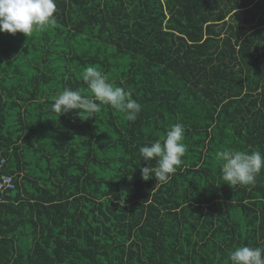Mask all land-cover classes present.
<instances>
[{
  "label": "trees",
  "instance_id": "1",
  "mask_svg": "<svg viewBox=\"0 0 264 264\" xmlns=\"http://www.w3.org/2000/svg\"><path fill=\"white\" fill-rule=\"evenodd\" d=\"M55 3L54 26L0 32V264H229L264 247V169L231 187L214 161L264 153V0ZM89 66L142 105L135 121L51 111L66 88L90 95ZM178 122L182 165L142 179L139 148Z\"/></svg>",
  "mask_w": 264,
  "mask_h": 264
},
{
  "label": "clouds",
  "instance_id": "2",
  "mask_svg": "<svg viewBox=\"0 0 264 264\" xmlns=\"http://www.w3.org/2000/svg\"><path fill=\"white\" fill-rule=\"evenodd\" d=\"M55 0H0V32L15 35L22 33L27 38L34 32L55 25ZM90 95L78 90L64 89L52 103L51 111L60 117L71 110H77L81 116L86 112L87 118L103 105L125 114L128 121H135L142 105L132 98L129 91L109 82L106 75L97 66H89L82 73ZM86 118V119H87ZM184 126L175 123L166 132L163 140L145 144L139 148L140 160L148 161L141 168L142 179L155 177L156 183H167L182 165L186 152L184 143ZM153 161L155 167H153ZM214 161L219 167L222 180L229 186H248L264 169V153L223 149L215 154ZM130 178V177H129ZM229 264H264V247L238 246L228 254Z\"/></svg>",
  "mask_w": 264,
  "mask_h": 264
},
{
  "label": "built area",
  "instance_id": "3",
  "mask_svg": "<svg viewBox=\"0 0 264 264\" xmlns=\"http://www.w3.org/2000/svg\"><path fill=\"white\" fill-rule=\"evenodd\" d=\"M3 164V159H0V169ZM14 187L12 175L2 173L0 171V201H4L3 195L7 189H12Z\"/></svg>",
  "mask_w": 264,
  "mask_h": 264
}]
</instances>
